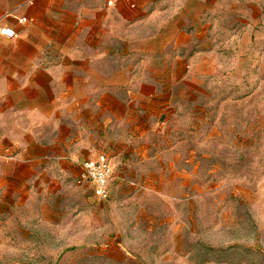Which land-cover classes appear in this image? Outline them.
Returning a JSON list of instances; mask_svg holds the SVG:
<instances>
[{
    "label": "crops",
    "instance_id": "1",
    "mask_svg": "<svg viewBox=\"0 0 264 264\" xmlns=\"http://www.w3.org/2000/svg\"><path fill=\"white\" fill-rule=\"evenodd\" d=\"M255 11L264 0H0V26L15 31L0 34V256L35 218L92 204L82 161L109 158L104 205L128 170L140 176L222 16L248 23Z\"/></svg>",
    "mask_w": 264,
    "mask_h": 264
},
{
    "label": "rangeland",
    "instance_id": "2",
    "mask_svg": "<svg viewBox=\"0 0 264 264\" xmlns=\"http://www.w3.org/2000/svg\"><path fill=\"white\" fill-rule=\"evenodd\" d=\"M254 13L222 16L212 54L158 118L140 176L128 170L107 205L86 196L91 207L35 218L0 264H264V15Z\"/></svg>",
    "mask_w": 264,
    "mask_h": 264
},
{
    "label": "built area",
    "instance_id": "3",
    "mask_svg": "<svg viewBox=\"0 0 264 264\" xmlns=\"http://www.w3.org/2000/svg\"><path fill=\"white\" fill-rule=\"evenodd\" d=\"M25 20V18H21ZM11 33V35H9ZM15 31L10 26H0V34L12 37ZM82 172L79 176L80 181L89 182L92 185L93 194L99 199H108L110 187L113 180V169L109 158L104 153L86 159L81 162Z\"/></svg>",
    "mask_w": 264,
    "mask_h": 264
},
{
    "label": "snow or ice",
    "instance_id": "4",
    "mask_svg": "<svg viewBox=\"0 0 264 264\" xmlns=\"http://www.w3.org/2000/svg\"><path fill=\"white\" fill-rule=\"evenodd\" d=\"M9 35H11V33H9Z\"/></svg>",
    "mask_w": 264,
    "mask_h": 264
}]
</instances>
